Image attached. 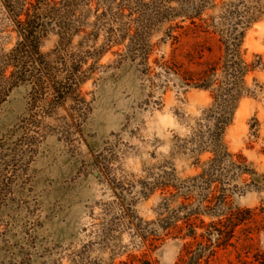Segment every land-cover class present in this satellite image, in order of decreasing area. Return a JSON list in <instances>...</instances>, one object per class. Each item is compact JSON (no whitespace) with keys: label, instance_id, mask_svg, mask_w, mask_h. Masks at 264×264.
I'll use <instances>...</instances> for the list:
<instances>
[{"label":"rangeland","instance_id":"obj_1","mask_svg":"<svg viewBox=\"0 0 264 264\" xmlns=\"http://www.w3.org/2000/svg\"><path fill=\"white\" fill-rule=\"evenodd\" d=\"M0 264H264V0H0Z\"/></svg>","mask_w":264,"mask_h":264},{"label":"trees","instance_id":"obj_2","mask_svg":"<svg viewBox=\"0 0 264 264\" xmlns=\"http://www.w3.org/2000/svg\"><path fill=\"white\" fill-rule=\"evenodd\" d=\"M19 15V14H18ZM254 17H251L253 19ZM34 19L33 20H27V21H19V25H21V30H23V36H25L26 45L29 48V46L32 45V42H35L37 40V34L36 31L38 29L37 25H34ZM22 32V31H21ZM242 32L237 34L234 37V41L232 43V47H228L227 49V59L225 60V63L222 65V69L228 74V80L227 86L223 87L220 85L219 87H215V91H217V95L215 98L216 100L223 99V93L226 91L225 94V101L228 103V105L233 104L237 97L240 94L239 84L241 80L243 79V76L248 70L249 65L245 64L244 60L240 59V45L242 41ZM177 38V36H176ZM31 51V48H30ZM220 69V66L218 64H215L212 67H209L208 69H205L202 71L196 80V85L201 88H211L213 85L216 84L217 79L214 77L218 74V70ZM196 79V78H194ZM224 91V92H223ZM223 112L222 114L217 118L215 123V129H216V136H218L219 133L225 128V126L229 122V117L226 115L227 110L225 106H223ZM233 217H230L232 219Z\"/></svg>","mask_w":264,"mask_h":264}]
</instances>
